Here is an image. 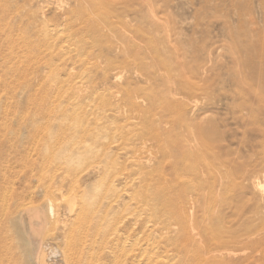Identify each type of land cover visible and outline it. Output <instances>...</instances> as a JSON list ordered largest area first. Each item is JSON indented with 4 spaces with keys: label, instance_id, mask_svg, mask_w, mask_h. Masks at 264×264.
I'll list each match as a JSON object with an SVG mask.
<instances>
[{
    "label": "rangeland",
    "instance_id": "obj_1",
    "mask_svg": "<svg viewBox=\"0 0 264 264\" xmlns=\"http://www.w3.org/2000/svg\"><path fill=\"white\" fill-rule=\"evenodd\" d=\"M113 1L111 8H101L95 13L100 15L99 31L76 35L72 27L57 25L56 21L60 10L70 7V0H0V195L23 197L21 193L26 194L25 186L36 178L31 172L32 164L39 155H50V150L45 151V141L50 146L63 145L66 141L63 133L68 126L82 122L83 107L89 117L102 114L103 108L106 112L102 116L110 113L105 106V99H111L109 91L105 84L97 86L93 77L96 80L101 68L107 67V55L116 56L111 46L128 38L144 42L143 31L154 42L151 41V51L139 53L141 59L134 67L150 71L149 65L156 62L151 70L153 66L159 71L166 68L167 75L176 77L179 73L193 82L192 85L187 80L191 93L184 89L179 97L191 103L185 116L196 126V131H200L197 126L201 127L212 153H216L210 160L218 164L219 180H230L232 185L239 183L230 193L244 204L246 215L258 205L264 214V0ZM45 29L50 31L47 36ZM49 39L55 43L54 50L44 43ZM90 42L96 46L87 47L93 52L87 57V63L78 65L69 76L64 62ZM182 62L187 63L183 71L178 69L184 67ZM114 72H120L121 79L127 76L125 68L110 74ZM115 83L108 82L111 90H118ZM70 103L76 105L75 118ZM100 104L103 108L98 112L95 107ZM214 156L226 163L223 165ZM225 170H228L226 179ZM257 170L262 172L257 179L258 189L246 178V174ZM157 187L149 191L152 197L158 198L151 203L163 202L158 204L162 209L172 206L175 192ZM200 207L203 209V203ZM197 211L195 229L189 227L187 243L181 238L180 225L165 228L158 222H150L148 264H211L212 255L218 252L206 255L199 248L200 240L207 229L221 232L223 225L217 222L216 214L204 219L201 209ZM224 212L221 214L225 215ZM244 224L236 227L245 232L249 224ZM255 224L261 227L260 220ZM194 233H200L196 240ZM243 251L233 260L236 264H264V246L253 250L252 246L245 245ZM252 251H255L253 256Z\"/></svg>",
    "mask_w": 264,
    "mask_h": 264
},
{
    "label": "bare ground",
    "instance_id": "obj_2",
    "mask_svg": "<svg viewBox=\"0 0 264 264\" xmlns=\"http://www.w3.org/2000/svg\"><path fill=\"white\" fill-rule=\"evenodd\" d=\"M70 2L73 5L70 3V7L61 9L56 21L57 25L72 27L76 35L99 31L100 15L95 13L114 5L113 0ZM109 26L112 23L109 22ZM43 32L47 36L50 31ZM141 34L144 42L128 38L111 46L116 56L107 55V67L101 68L96 80L93 77L97 86L105 84L108 89L105 90L109 91L112 100L105 99V106L110 113L102 116L106 109L101 103L95 110L99 112L103 108V113L89 117L83 107L82 122L68 126L63 133L66 135L63 145L50 146L48 140L45 141V151L50 150V155H39L37 162L32 164L31 172L36 178L25 186L26 194L21 193L23 197L0 195V264H148L150 222H158L165 228L180 225L181 238L187 243L188 231L195 229L197 209H201L204 219L216 214L217 222L223 225L221 232L207 229L200 240L199 248L206 255L219 253L212 255L211 264H236L233 260L245 245L252 246L253 250L264 246L261 206H255L249 216L245 214L244 204L230 193L239 183L226 182L228 170L221 171L226 180H219L218 164L210 160L216 153H212L201 127L197 126L200 131H196V126L185 116L191 103L179 95L184 89L190 91L188 88L193 82L179 73L176 77L167 75L166 68L164 72L154 66L151 70L156 63L153 61L150 71L134 67L141 59L139 53L152 50L153 39L143 31ZM44 43L53 50L56 48L50 39ZM90 43L78 48L76 55L64 62L69 76L78 65L87 63V57L93 53L87 47L96 46ZM183 62L184 65L186 62ZM186 65L178 69L183 71ZM121 68L127 72L124 79L120 72L110 74ZM111 80L116 82L118 90H111L108 84ZM138 83L144 85L136 86ZM71 105L75 118L76 105ZM101 119L104 121L100 122ZM220 158L216 159L220 161ZM260 174L258 170L246 174L254 188L260 185L257 181ZM233 178L237 182V178ZM155 187L175 192L172 206L162 209L158 204L163 202L151 203L158 199L150 195ZM160 211L161 216L156 215ZM152 216H155L153 220ZM257 220L261 227L255 224ZM244 223L249 224L245 232L236 227ZM198 234L194 233V240ZM252 253L253 256L255 251Z\"/></svg>",
    "mask_w": 264,
    "mask_h": 264
}]
</instances>
